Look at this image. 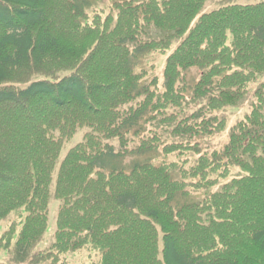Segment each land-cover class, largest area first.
<instances>
[{
  "label": "trees",
  "instance_id": "1",
  "mask_svg": "<svg viewBox=\"0 0 264 264\" xmlns=\"http://www.w3.org/2000/svg\"><path fill=\"white\" fill-rule=\"evenodd\" d=\"M208 1L0 0V252L14 264H264V1L200 14ZM150 55L160 78L140 69ZM250 92L223 148L201 152Z\"/></svg>",
  "mask_w": 264,
  "mask_h": 264
},
{
  "label": "rangeland",
  "instance_id": "2",
  "mask_svg": "<svg viewBox=\"0 0 264 264\" xmlns=\"http://www.w3.org/2000/svg\"><path fill=\"white\" fill-rule=\"evenodd\" d=\"M263 1L264 0H211L205 3L200 14L209 13L221 7H225V6L232 5V4L248 5V4H255V3H259ZM94 3H96V6L94 8L103 7L106 9L109 5L112 4V0H95ZM163 65H164V58L160 56L150 55L141 62L140 69L148 71L151 76H157L160 78L162 76ZM151 67H153L152 70L150 69ZM186 76H187L188 84L191 86L197 81L199 77V72L195 69H191L187 73ZM255 87L256 86L253 85L251 86L250 89L254 90ZM251 100H252V92H250L248 96L245 98V100L241 102L242 104H240L239 107L226 109L225 111H222L220 115L223 116L225 119V126H226L225 129L226 130L223 132H220L219 134L210 136V137L199 138L197 141L199 150L201 152H211L213 150L218 151L222 149L227 141V133L229 129H231L238 121H240L243 118V116L250 110L249 108H250ZM87 132L88 130L85 128L78 130V132L74 135V137L63 145V148L60 152V156L58 159L56 169L52 175L53 183L50 189L51 198H50V204H49L47 230L45 232L43 239L34 248L35 251L44 249L45 247L48 246L51 240H53L52 233H54L55 231L54 230L55 229L54 220L56 218L57 210H58V202H56L53 198V191H54V184L56 181V174H57V168L59 166V163L65 157V155L67 154L70 148H72L77 143L81 142V140L83 139V136ZM110 143L113 146H115V148H117V144L114 141ZM155 156H157L158 161H166V162L176 161L174 157L165 158L161 153H158ZM194 156L195 155H191V153H187V158L189 159L184 161L186 168L191 166V164H187V162L188 161L192 162V160L195 159ZM126 161H129V159H127ZM191 195L194 198H198V199L202 197L201 191H192ZM6 223H7V220L0 222V235L3 232V230L6 228ZM83 260H85L84 256H75L71 254L68 255L69 264H79ZM0 264H14L11 253L5 254V253L0 252ZM24 264H30V263H24Z\"/></svg>",
  "mask_w": 264,
  "mask_h": 264
}]
</instances>
